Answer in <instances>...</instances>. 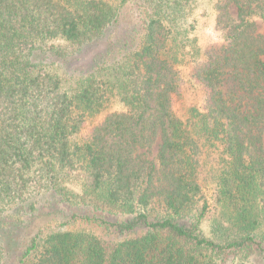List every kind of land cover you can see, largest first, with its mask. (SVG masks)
Here are the masks:
<instances>
[{"label": "trees", "instance_id": "16d2710c", "mask_svg": "<svg viewBox=\"0 0 264 264\" xmlns=\"http://www.w3.org/2000/svg\"><path fill=\"white\" fill-rule=\"evenodd\" d=\"M192 1L0 0V264H264V0Z\"/></svg>", "mask_w": 264, "mask_h": 264}, {"label": "rangeland", "instance_id": "374dc122", "mask_svg": "<svg viewBox=\"0 0 264 264\" xmlns=\"http://www.w3.org/2000/svg\"><path fill=\"white\" fill-rule=\"evenodd\" d=\"M132 0L130 5L127 6L125 9L126 15L125 17L128 18V15H130V18H134V14H136L134 10ZM215 0H193L190 9L188 11L187 16V22L189 23L194 22L196 30L194 31L195 35L198 38V42L204 46L212 42L218 41L217 34L213 31V18H214V10H213V4ZM230 12L235 15L236 8L231 5ZM257 33H264V22L257 19ZM261 61L264 63V54L260 57ZM185 97V104H188L190 99L194 97L191 92H186L184 94ZM182 103V101L179 103V105ZM122 104L119 101V98L117 96H112L110 99L106 102L105 107L97 114L91 116L89 118L88 124L96 123L100 121L106 113L114 110H120L122 109ZM180 110L182 107H178ZM261 143L264 148V134L261 137ZM158 146V140L152 145L151 150L148 153L149 158H153L156 155ZM157 162V161H156ZM209 195L210 192H207Z\"/></svg>", "mask_w": 264, "mask_h": 264}]
</instances>
